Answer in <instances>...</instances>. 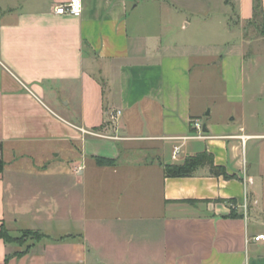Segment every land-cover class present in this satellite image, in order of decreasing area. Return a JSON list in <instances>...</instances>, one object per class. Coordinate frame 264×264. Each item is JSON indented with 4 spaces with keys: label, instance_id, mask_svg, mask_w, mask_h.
I'll return each mask as SVG.
<instances>
[{
    "label": "crops",
    "instance_id": "obj_1",
    "mask_svg": "<svg viewBox=\"0 0 264 264\" xmlns=\"http://www.w3.org/2000/svg\"><path fill=\"white\" fill-rule=\"evenodd\" d=\"M66 1L0 0V230L46 235L0 239V264H264V93L247 88L228 20L250 21L254 0H82L81 15L57 14ZM216 1L227 53L171 39L177 16L186 30ZM258 11L264 22V0ZM206 64L225 86L216 117L193 85ZM205 151L231 177L166 174Z\"/></svg>",
    "mask_w": 264,
    "mask_h": 264
},
{
    "label": "rangeland",
    "instance_id": "obj_2",
    "mask_svg": "<svg viewBox=\"0 0 264 264\" xmlns=\"http://www.w3.org/2000/svg\"><path fill=\"white\" fill-rule=\"evenodd\" d=\"M217 1L215 3V8L210 10L211 14L207 17L200 12H191L188 19L192 21L191 25L186 30H180L182 23V15L177 16L174 20V30L175 35L171 36L172 40H183L187 41L189 44L199 43L204 44V52L207 54L211 53H221L225 54L229 50L227 43L225 41L234 40V34L230 33L229 27L226 26L224 22L223 15H220ZM194 13V14H193ZM230 26L232 28L241 29L243 31L244 39V51L245 55L248 57L247 67H246V80L247 88L252 90V92L261 91L264 93V23L261 18L253 17L250 21H242L239 16L236 15L235 9L231 11ZM185 16V15H184ZM228 21V22H229ZM169 34V35H168ZM171 33L164 34L166 37H170ZM216 41L219 46L212 47V42ZM254 57L257 58V62L250 65V59ZM208 63V62H207ZM218 69L216 66H210L206 64L203 68L202 73L195 74L193 76V85L195 90L205 94L206 102L209 103L206 112L209 111L210 107L213 108V116L216 117L221 114L222 110H227V104L225 103L224 96L222 92L225 89L223 83L219 80H215L217 77ZM259 108L261 110V118L264 117V96L259 98ZM258 142V141H256ZM250 144V143H249ZM249 148V145H248ZM245 158H246V148H245ZM250 154L248 153V159ZM24 165L27 167H32L37 163L30 161L28 159L23 161ZM9 235L14 238H19L20 241H29L36 237L34 230L30 232H25L23 230H11L6 228ZM37 235H40L39 233Z\"/></svg>",
    "mask_w": 264,
    "mask_h": 264
},
{
    "label": "trees",
    "instance_id": "obj_3",
    "mask_svg": "<svg viewBox=\"0 0 264 264\" xmlns=\"http://www.w3.org/2000/svg\"><path fill=\"white\" fill-rule=\"evenodd\" d=\"M254 3H255L254 17L260 18L258 11L260 8V0H254ZM0 151H1V145H0ZM104 161L105 160H103L102 158L98 159L99 164L104 163ZM3 167H4V160L0 153V170H2ZM201 167H209L210 173L212 175L215 176L222 175L226 178L231 177L224 166L215 164L213 155L207 151L187 157L184 163L182 164H168L165 166V172L169 176H191L195 174L196 171ZM23 231L28 233L32 230L24 229ZM33 233H35L36 235L34 239H41L46 236L44 233H41L38 230H34ZM38 233L40 235H37ZM0 239H4L8 243H17V244L25 243V241H20L19 238H14L13 236L9 235V233L6 231V227L4 226L0 230Z\"/></svg>",
    "mask_w": 264,
    "mask_h": 264
},
{
    "label": "built area",
    "instance_id": "obj_4",
    "mask_svg": "<svg viewBox=\"0 0 264 264\" xmlns=\"http://www.w3.org/2000/svg\"><path fill=\"white\" fill-rule=\"evenodd\" d=\"M82 0H68L64 3L58 4L55 8L54 11L57 14H71V15H76L79 16L82 13ZM121 110H117L115 114H113V119H117L121 115ZM193 126L197 129V133L195 134L196 136H201L203 133V125L200 121L198 120H193L192 122ZM179 151H180V146H175L173 155L172 157L174 159H177L179 156ZM245 186L248 187L251 184H253V177L251 176H246L244 179ZM254 240H260L264 239V234H258L254 236Z\"/></svg>",
    "mask_w": 264,
    "mask_h": 264
}]
</instances>
